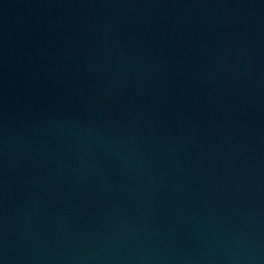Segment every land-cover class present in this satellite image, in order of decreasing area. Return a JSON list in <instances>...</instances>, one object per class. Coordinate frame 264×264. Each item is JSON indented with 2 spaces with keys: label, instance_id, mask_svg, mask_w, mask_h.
Instances as JSON below:
<instances>
[{
  "label": "water",
  "instance_id": "95a60500",
  "mask_svg": "<svg viewBox=\"0 0 264 264\" xmlns=\"http://www.w3.org/2000/svg\"><path fill=\"white\" fill-rule=\"evenodd\" d=\"M0 264H264V0H0Z\"/></svg>",
  "mask_w": 264,
  "mask_h": 264
}]
</instances>
